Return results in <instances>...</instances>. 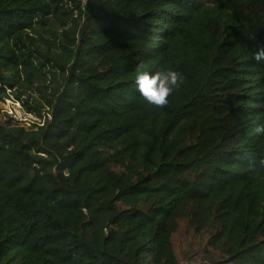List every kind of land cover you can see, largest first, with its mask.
<instances>
[{"label": "trees", "instance_id": "obj_1", "mask_svg": "<svg viewBox=\"0 0 264 264\" xmlns=\"http://www.w3.org/2000/svg\"><path fill=\"white\" fill-rule=\"evenodd\" d=\"M11 96L0 264H264V0H0Z\"/></svg>", "mask_w": 264, "mask_h": 264}, {"label": "rangeland", "instance_id": "obj_2", "mask_svg": "<svg viewBox=\"0 0 264 264\" xmlns=\"http://www.w3.org/2000/svg\"><path fill=\"white\" fill-rule=\"evenodd\" d=\"M35 95L37 96L38 93ZM5 113L13 116L25 127H30L34 122H40V119L34 113L26 111L22 102L17 101L14 96L0 105V115ZM173 241L181 264H216L214 260L221 259L220 256L204 247V240L193 239L192 235L185 230L177 232Z\"/></svg>", "mask_w": 264, "mask_h": 264}]
</instances>
